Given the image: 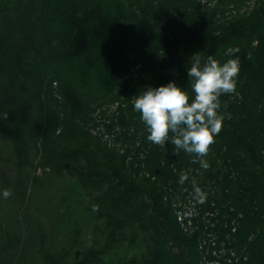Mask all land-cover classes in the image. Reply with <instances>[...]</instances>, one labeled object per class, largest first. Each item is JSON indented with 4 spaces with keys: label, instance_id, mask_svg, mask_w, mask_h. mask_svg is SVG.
Listing matches in <instances>:
<instances>
[{
    "label": "trees",
    "instance_id": "obj_1",
    "mask_svg": "<svg viewBox=\"0 0 264 264\" xmlns=\"http://www.w3.org/2000/svg\"><path fill=\"white\" fill-rule=\"evenodd\" d=\"M230 47L231 118L205 170L149 142L131 101L171 81L190 92L192 54L222 64ZM0 138L17 161L71 178L100 238L74 264H201L184 228L204 215L219 238L211 263L264 264V0H0ZM64 251L45 264H65Z\"/></svg>",
    "mask_w": 264,
    "mask_h": 264
},
{
    "label": "rangeland",
    "instance_id": "obj_2",
    "mask_svg": "<svg viewBox=\"0 0 264 264\" xmlns=\"http://www.w3.org/2000/svg\"><path fill=\"white\" fill-rule=\"evenodd\" d=\"M36 164L29 155L17 161L7 141L0 138V264H45L44 254L60 250L67 253L65 264H74L88 247L100 245V238L93 237L89 213L71 178ZM5 189L12 193L6 199ZM182 214L178 216L183 219ZM202 222L208 223L205 215L199 223H187L184 231L198 235L201 264H212V240L219 238L201 226ZM220 249L226 252L222 243ZM242 254L240 249L238 255Z\"/></svg>",
    "mask_w": 264,
    "mask_h": 264
},
{
    "label": "clouds",
    "instance_id": "obj_3",
    "mask_svg": "<svg viewBox=\"0 0 264 264\" xmlns=\"http://www.w3.org/2000/svg\"><path fill=\"white\" fill-rule=\"evenodd\" d=\"M239 52L238 47L228 48L225 55L236 58L222 64L211 55L202 62L199 51L192 54L186 68L190 92L171 81L159 87L146 86L133 96L131 102L146 126L147 140L163 150L171 144L174 155L183 151L193 157V163L198 162L207 170L210 165L205 157L214 137L220 133L223 121L231 118L230 113L221 112L226 105H222L220 97L236 92ZM7 118L4 113L3 119ZM188 179L187 173L182 172L178 182L184 184ZM192 187L196 202H205L207 193L194 180ZM11 194L10 190L3 191L5 199Z\"/></svg>",
    "mask_w": 264,
    "mask_h": 264
},
{
    "label": "built area",
    "instance_id": "obj_4",
    "mask_svg": "<svg viewBox=\"0 0 264 264\" xmlns=\"http://www.w3.org/2000/svg\"><path fill=\"white\" fill-rule=\"evenodd\" d=\"M178 218H179V217H178ZM179 220H181V218H179ZM212 264H218V263H215V262H214V263H212Z\"/></svg>",
    "mask_w": 264,
    "mask_h": 264
}]
</instances>
